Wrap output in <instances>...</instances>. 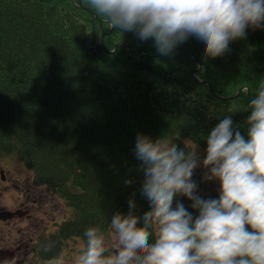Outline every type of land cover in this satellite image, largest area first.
<instances>
[{
    "label": "trees",
    "instance_id": "obj_1",
    "mask_svg": "<svg viewBox=\"0 0 264 264\" xmlns=\"http://www.w3.org/2000/svg\"><path fill=\"white\" fill-rule=\"evenodd\" d=\"M229 49L208 58L192 37L163 56L152 40L110 29L86 0H0V156L16 158L70 210L61 238L96 225L107 232L130 199L136 215L149 209L138 133L155 140L178 130L173 140L206 148L227 115L246 136L247 104L264 81V28Z\"/></svg>",
    "mask_w": 264,
    "mask_h": 264
},
{
    "label": "clouds",
    "instance_id": "obj_2",
    "mask_svg": "<svg viewBox=\"0 0 264 264\" xmlns=\"http://www.w3.org/2000/svg\"><path fill=\"white\" fill-rule=\"evenodd\" d=\"M95 15L119 33L152 40L171 56L189 38L201 41L203 55L217 58L249 28H264V0H86ZM251 94V90L249 91ZM247 104L246 136L225 116L198 146L178 147L176 130L153 140L138 133L134 154L143 173L141 195L149 201L142 216L129 200L127 214L111 216L106 233L88 227L75 251H60L46 264H264V81ZM218 182L216 199L198 194L194 171ZM130 184L131 181H125ZM190 200L193 216L177 199ZM56 242L41 244L45 253Z\"/></svg>",
    "mask_w": 264,
    "mask_h": 264
},
{
    "label": "flooded vegetation",
    "instance_id": "obj_3",
    "mask_svg": "<svg viewBox=\"0 0 264 264\" xmlns=\"http://www.w3.org/2000/svg\"><path fill=\"white\" fill-rule=\"evenodd\" d=\"M26 176L0 157V264H46L60 251H75L81 242L80 236L61 238L58 229L70 210L64 205L58 219L53 200ZM47 240L56 242L50 253L41 250Z\"/></svg>",
    "mask_w": 264,
    "mask_h": 264
},
{
    "label": "rangeland",
    "instance_id": "obj_4",
    "mask_svg": "<svg viewBox=\"0 0 264 264\" xmlns=\"http://www.w3.org/2000/svg\"><path fill=\"white\" fill-rule=\"evenodd\" d=\"M173 143L177 144V146L181 147V148H183L184 146L186 148H188V149H191V148L195 147L194 144H192L190 141L185 140V139H183V140H173ZM205 149L206 148L198 146V151L201 153V156H203V153H204ZM4 156H5V159H8L10 162H12L16 168H19L22 171H24L25 175H27L26 177L28 179H31V181H32V175L30 173L31 171L25 169L20 163H18L19 161L16 158H14L13 156H7V155H4ZM204 171H205L204 169H202L201 167H198L194 171V174L192 176V179L198 184V190H197L198 193H200V194H209L211 192V193L215 194L218 197V195H219L218 182L203 180ZM38 187L43 189L45 191L44 193L48 194V195H46V197L48 199L51 198L53 200V209H54V211H55V207L56 206H57L56 209H58V211L56 213H54V211H53V214L57 215L58 219L61 218V213H62L61 211L65 209L63 201L60 200V198L56 194L49 192L43 186H38ZM69 217H70V211L67 213V219ZM53 230H54V228H53Z\"/></svg>",
    "mask_w": 264,
    "mask_h": 264
}]
</instances>
